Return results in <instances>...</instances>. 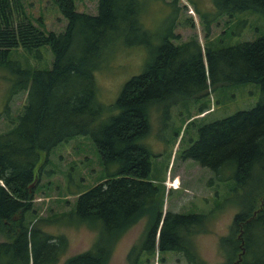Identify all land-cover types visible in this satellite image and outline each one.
<instances>
[{"label":"trees","instance_id":"16d2710c","mask_svg":"<svg viewBox=\"0 0 264 264\" xmlns=\"http://www.w3.org/2000/svg\"><path fill=\"white\" fill-rule=\"evenodd\" d=\"M55 1L67 20L58 33L28 20L20 0H0V66L11 75L10 94L26 89V102L16 121L0 131V264L58 262L66 247L64 235L41 228L57 217L33 219V191L39 184H30L45 173L38 152L46 156L54 145L75 134L90 135L106 176L76 192L69 212L77 223L96 226L97 236L89 248L64 257L61 264H105L115 239L141 216L145 232L141 244L129 247L128 264H137L140 249L189 255L191 236L204 230V215L162 212L163 191L149 177V150L139 139L147 133L152 107L166 115L180 98L241 82L257 83L258 99L249 108L198 123L196 138L182 156L215 175L228 170L232 188L248 187L252 197L219 238L224 256L219 264L237 259L239 264H264V34L218 48L203 46V52L198 43L191 49L187 41L174 43L172 32L165 34L142 71L126 79L105 108L94 97L93 71L107 45L138 41L143 0H96L95 13L76 10L73 0ZM175 1L166 2L176 11ZM211 4L210 12L193 5L200 19L243 10L264 15V0H211ZM41 45L51 51L47 67L33 68L8 58L19 48ZM204 105L198 107L200 111ZM8 108L6 102L0 115L4 117ZM105 109L114 113L100 118ZM27 212L31 218L26 220Z\"/></svg>","mask_w":264,"mask_h":264},{"label":"rangeland","instance_id":"374dc122","mask_svg":"<svg viewBox=\"0 0 264 264\" xmlns=\"http://www.w3.org/2000/svg\"><path fill=\"white\" fill-rule=\"evenodd\" d=\"M166 1L169 0H143L138 41L125 44L118 40L112 46L107 45L108 49L100 57L99 65L93 71L94 97L105 108L112 103L122 83L142 71L165 34L172 32L174 43L187 41L191 49L198 43L201 52L203 46L218 48L264 34V15L258 11L243 10L211 19L207 17L205 21H210L205 28V21L200 19L193 5L200 12H210L211 0H176V11L172 3ZM20 2L23 15L38 27L55 33L64 29L67 20L55 0ZM73 3L78 11L96 12V0H73ZM8 58L20 65L43 68L49 66L52 55L48 45H41L29 50L19 48ZM202 60L205 62L203 54ZM10 91L11 75L0 66V111L6 102L9 107L4 117L0 115V131L16 121L26 102V89L12 94ZM258 97L257 83L241 82L207 88L199 96L180 98L170 105L166 115H162L157 106L150 109L147 133L139 141L149 150V177L163 191V197H160L162 212L202 213L204 230L191 236L189 255L171 250L148 253L140 249L137 264H219L224 259L219 238L227 233L239 207L252 203V197L247 192L248 187L232 188L233 179L226 176L228 170L220 176L215 175L206 166L182 156V150L196 138L198 123L249 108ZM202 105L200 111L198 107ZM112 113L114 111L105 109L100 118ZM38 154V162L45 161V173L33 182L34 187L39 184L33 191V219L57 217L56 221L49 220L51 223L42 224L41 228L50 234L64 235L66 247L55 263L61 264L64 257L89 248L97 236L96 226L77 223L69 211L74 208L76 192L102 181L106 170L89 134L72 135L54 145L46 156L42 150ZM251 182L252 179L248 182L249 187L253 186ZM29 216L30 212H27L26 220L31 218ZM145 228V217L141 216L115 239L105 264H128L127 251L132 244L142 243Z\"/></svg>","mask_w":264,"mask_h":264},{"label":"water","instance_id":"95a60500","mask_svg":"<svg viewBox=\"0 0 264 264\" xmlns=\"http://www.w3.org/2000/svg\"><path fill=\"white\" fill-rule=\"evenodd\" d=\"M33 182H34V180L31 182V184H30V185H32V184H33ZM237 260H238V259H237ZM237 260H236V261H237ZM236 261H234V262H233V264H236Z\"/></svg>","mask_w":264,"mask_h":264},{"label":"flooded vegetation","instance_id":"af4514ba","mask_svg":"<svg viewBox=\"0 0 264 264\" xmlns=\"http://www.w3.org/2000/svg\"><path fill=\"white\" fill-rule=\"evenodd\" d=\"M252 213H254V211ZM236 264H239V263L237 262Z\"/></svg>","mask_w":264,"mask_h":264}]
</instances>
